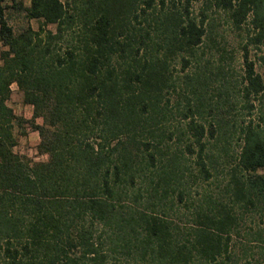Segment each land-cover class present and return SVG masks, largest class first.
Here are the masks:
<instances>
[{
    "label": "trees",
    "instance_id": "trees-1",
    "mask_svg": "<svg viewBox=\"0 0 264 264\" xmlns=\"http://www.w3.org/2000/svg\"><path fill=\"white\" fill-rule=\"evenodd\" d=\"M218 11L248 31L240 77ZM0 45V264H237L264 214V0H0ZM34 131L45 159L17 150Z\"/></svg>",
    "mask_w": 264,
    "mask_h": 264
},
{
    "label": "rangeland",
    "instance_id": "rangeland-1",
    "mask_svg": "<svg viewBox=\"0 0 264 264\" xmlns=\"http://www.w3.org/2000/svg\"><path fill=\"white\" fill-rule=\"evenodd\" d=\"M197 5L198 4H196V7ZM216 16L218 18V40L234 53V58L231 60V64L234 67L237 76L240 77L243 73V46L247 42L248 31L245 28H235L229 21L228 15L223 11H218ZM213 51H215V49H213ZM262 54L263 51L258 49L256 46H249L250 58L256 62L257 70L261 72L263 71V66L261 65L259 57ZM9 104L14 108L18 115H25L27 117L32 115L31 107L23 105L22 94L20 93L17 84L13 85V95ZM39 139L40 136L38 132H30L28 137L21 138L20 145L17 147V150L22 154H27L35 160L45 159V156H38L36 150V145ZM235 147L238 148L237 145H235ZM208 188H210V186ZM200 190L204 189L201 188ZM259 236L264 238V214H246L240 227V233L234 237L237 243V264H246L248 261L252 264H264V256L260 253L261 251L258 247V244L264 243V241H260L261 239L257 240ZM243 245L248 246V250H245Z\"/></svg>",
    "mask_w": 264,
    "mask_h": 264
}]
</instances>
